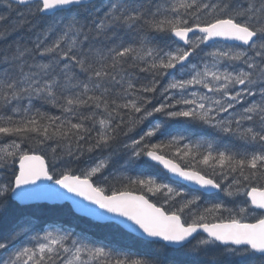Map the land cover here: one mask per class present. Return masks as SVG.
<instances>
[{
    "label": "snow or ice",
    "instance_id": "1",
    "mask_svg": "<svg viewBox=\"0 0 264 264\" xmlns=\"http://www.w3.org/2000/svg\"><path fill=\"white\" fill-rule=\"evenodd\" d=\"M0 222V264H264V0H0Z\"/></svg>",
    "mask_w": 264,
    "mask_h": 264
},
{
    "label": "trees",
    "instance_id": "2",
    "mask_svg": "<svg viewBox=\"0 0 264 264\" xmlns=\"http://www.w3.org/2000/svg\"><path fill=\"white\" fill-rule=\"evenodd\" d=\"M159 173L162 178L165 180L168 179V174L161 168L157 167L150 171L149 174ZM214 197L208 196L205 199H213ZM33 207L30 209H21L18 206L14 205L8 213L9 220L17 218L23 212H31L42 219L56 218L63 220L65 223L70 224L75 227L77 231L87 232L89 235L97 238L104 239L108 238L109 240H115L118 247L131 249L133 252H140L144 250V246L137 244L132 238L136 235H133L126 231L121 226L119 229L113 227L111 222L108 223H99L92 219L86 218L76 214L68 203H57V204H48V203H38L32 204ZM48 206V207H45ZM55 206L56 210L51 211L50 207ZM10 226L7 222H0V228ZM126 233L127 235H121Z\"/></svg>",
    "mask_w": 264,
    "mask_h": 264
},
{
    "label": "water",
    "instance_id": "3",
    "mask_svg": "<svg viewBox=\"0 0 264 264\" xmlns=\"http://www.w3.org/2000/svg\"><path fill=\"white\" fill-rule=\"evenodd\" d=\"M79 199V198H78ZM36 202H49V203H63V202H69L71 204V206L73 207L74 211L82 216H86V217H89V218H92L96 221H99V222H109V221H104V220H97L95 217L93 216H89L87 214H85L84 212H81L79 209L76 208V206L73 204V202L71 200H51V199H42V200H36V201H30L29 203L32 204V203H36ZM87 203V202H85ZM123 227V226H122ZM126 229V228H125ZM128 230V229H126ZM129 231V230H128ZM136 235H138L137 233H134Z\"/></svg>",
    "mask_w": 264,
    "mask_h": 264
},
{
    "label": "bare ground",
    "instance_id": "4",
    "mask_svg": "<svg viewBox=\"0 0 264 264\" xmlns=\"http://www.w3.org/2000/svg\"><path fill=\"white\" fill-rule=\"evenodd\" d=\"M126 230V229H125ZM126 231H128V230H126ZM129 233H131V234H133V235H136V234H134V233H132V232H130V231H128ZM137 236V235H136Z\"/></svg>",
    "mask_w": 264,
    "mask_h": 264
}]
</instances>
